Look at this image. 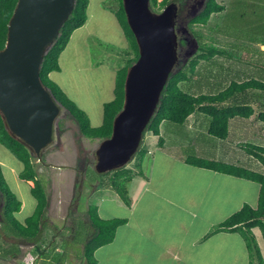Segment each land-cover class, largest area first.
<instances>
[{"label":"crops","instance_id":"1","mask_svg":"<svg viewBox=\"0 0 264 264\" xmlns=\"http://www.w3.org/2000/svg\"><path fill=\"white\" fill-rule=\"evenodd\" d=\"M97 7V11L103 10L109 16L113 15L111 17L117 22L110 8L100 4ZM89 9L90 0L85 23L71 34L73 43L69 50L71 53L68 54L70 57L64 60L63 50L59 56V70L49 73V78L75 104L79 102L71 94L78 98L80 94L96 97L100 95L106 79L105 73L101 70L102 59L98 61L97 66L92 65L90 59L85 60L82 54L80 62L73 59L77 56L78 47L87 51L86 56L88 54L87 37L92 35L89 34L86 24L91 19ZM95 16L99 20L107 19L103 15L99 17L97 12ZM120 33L122 39L118 46L125 43L121 29ZM84 46L86 49H82ZM260 46L264 47V44ZM260 46L253 54L259 59H251L254 65H258L251 69L254 73H243L242 76L232 80L217 74V68L226 70L225 64L228 65L230 61L216 58L219 53L214 51L211 59L206 60L204 73L208 83L214 88L209 94L216 95L233 81L241 83L253 78L264 82V48L260 49ZM200 75L196 70L189 79ZM114 80L113 78V83ZM88 82L91 85H87ZM222 104L247 105L253 109L249 117L235 116L228 121L227 136L224 139H219L208 132L210 117L201 113L189 115L186 121L178 126L163 121L159 127V135L152 134L156 139L154 148L150 152L144 145L145 154L140 161V172L136 169L142 179L138 190L132 195L126 193L125 202L118 198L116 193L114 198L109 196V201L114 204H111L106 215L100 218L104 220L120 218L124 222L116 227L113 239L109 243L94 250L93 264H249L247 244L239 231L208 233L214 225L222 222L244 205L256 209L261 185L247 177L196 166L187 161L191 158H200L220 164L236 165L253 172L264 171L260 161L261 155L257 151L253 153L250 147L248 150L251 152H247V145L264 148V121L258 118L259 112H264V94L260 90L237 92ZM84 112L91 126L101 125L102 120H98V114L94 109L91 112ZM92 119H94L93 123H91ZM179 126L182 128L186 126L184 129L189 131H186L188 135L181 139L172 138L171 135L176 137L178 134L182 135L181 132L179 133ZM251 127H255L257 131L252 135L248 133ZM142 140H145L144 137ZM159 140L162 143H159ZM201 142L205 144H200ZM173 147H177L176 151L181 152L175 153ZM185 151L192 155L184 156L182 152ZM0 165H2L1 161ZM25 183L30 188L33 185L32 181ZM57 190L59 191L58 188ZM70 196L67 191L65 195L61 193L58 202L66 204L67 201H71ZM22 207L23 204L20 210ZM112 207H115V210ZM27 217L23 221H18L22 223ZM44 222L45 217L43 224ZM87 222L91 228L88 220ZM256 229L260 228L254 227L252 231L264 264V250L256 237ZM262 238L264 242L263 235ZM38 260L34 258L28 261L38 264Z\"/></svg>","mask_w":264,"mask_h":264},{"label":"rangeland","instance_id":"2","mask_svg":"<svg viewBox=\"0 0 264 264\" xmlns=\"http://www.w3.org/2000/svg\"><path fill=\"white\" fill-rule=\"evenodd\" d=\"M226 1L227 2L222 4L224 10L220 13H213L206 25L194 24L191 28L188 25L189 20L196 16L201 10L196 15H191L188 13L190 7L187 4H190L192 0L178 2V27L180 36L186 37L191 41L196 37L195 40L198 42V45L207 44L209 47L216 49L215 51L219 53V56H215L216 58L220 60H229V64H225L226 70L222 71L220 68H217L216 72L232 80L242 76L243 73L250 72L253 74L254 72H252L253 70L251 69L258 67V65L253 64V60L259 58L255 57L253 54L257 52L256 50L259 46L264 43V0ZM99 4L107 8H111L112 6L116 8L117 5L115 0H90L89 11L91 19L86 24L88 25V31H90L89 34L92 35H88L87 37V43L89 44L88 54L86 56L87 51L81 50V48L78 47L77 56L73 59L80 62L82 54L84 56L83 58L85 60L90 59L94 66H97L99 63L98 61L102 59L101 70L102 73H105L106 79L104 80L100 95L96 97L92 95L86 97L84 94H80L79 98L72 94L71 96L79 102V104L76 102V105L80 109L86 112H91L94 109L95 113L98 114V120L101 121L103 118V104L114 98L113 78L115 79L116 71L123 66L125 53H128L130 49H128L126 38L124 41L125 43L118 46L122 39L120 29L122 32L123 30L118 21L116 22L111 17L113 15L109 16L103 10L97 11V5ZM96 12L99 17L103 15V17L107 19H97L95 16ZM116 23H118L119 26L115 25ZM184 28L185 32H183ZM193 32H197L198 34L194 36ZM72 38L73 37H70L69 43L63 51L64 55L62 58L64 60H68V57H70L68 54L71 53H69V50L73 43ZM183 46L184 49L187 48L186 45ZM263 48L264 47L260 46V49ZM82 49H86V47L84 46ZM198 54H200V51L195 49L186 59L180 56L174 70L183 65H187L192 59H196ZM205 65L206 60H199L195 72L198 70V73L201 74L200 77L194 79L190 78L188 81L179 84L183 91L192 95H197L200 93L209 94L210 91L214 89L213 86L208 83L209 81L204 74ZM97 72L98 70L96 74ZM87 85H91L90 82H88ZM93 122L94 119L91 120V123ZM198 126L200 127V125ZM184 128H186V126L183 128L179 126V133L181 132L182 135L178 134V137L171 135V137L179 139L185 138L188 134H186L187 129ZM253 132H257L255 127L248 129L249 134L251 133L252 135ZM144 139L138 151L124 166L125 169L122 167L110 171L109 173L112 174L116 172L121 176L116 184L119 188H123L125 196L126 193L131 195L135 193L142 184V179H140L138 175L139 171L137 172L135 164L140 160V151L143 149L144 145L152 152L156 140L149 131H145ZM100 141L101 139L90 140L85 138L80 133L76 120L65 108L60 107V113L53 126L52 142L43 149L40 161L37 157L33 160L37 172V179L45 191L46 198H49L44 228L40 238H45V243H49V247L52 245L59 246L52 252L56 254L63 251L65 254L63 255V264H88L83 253L85 241L93 232V228H90L87 222L89 218L88 209L94 206L98 217H104L106 212H108L107 209L110 208L109 206L114 204L109 201V196L114 198L113 196H115V193L118 195L114 187L110 186L104 188L105 185L103 184L110 175L99 174L94 169L95 150ZM205 142H201L200 144H205ZM248 147L250 146L247 145V152H251V150H248ZM176 149L177 147H173L175 153L181 152L176 151ZM252 152L256 153V151ZM182 153L184 156L187 154L192 155L187 151ZM0 161L2 162L1 172L6 187L13 192L16 198L23 204L22 209L14 213V216L17 220L23 221L25 217L30 216L34 212L36 206V200L31 193L30 187L25 183V180L19 177V174L24 169L23 164L2 144H0ZM125 170H130L132 174L131 180H125V177L128 175V172ZM78 182L81 184V187L77 184ZM70 187L71 190L73 188L72 191L69 190ZM99 188L107 190H100ZM66 191L68 194H71V201H67L66 204L58 202L61 193L65 195ZM112 209L115 210V207H112ZM119 211L118 209V213ZM1 212L0 202V264H22L28 257L31 258L30 261L34 258L35 260L39 259L40 254L33 252L34 242H26L5 234L2 229ZM255 234L264 250L261 230L256 229ZM12 244H16L19 247L18 254L5 256L4 251L8 247H10L8 248L9 250L14 249L12 248Z\"/></svg>","mask_w":264,"mask_h":264},{"label":"trees","instance_id":"3","mask_svg":"<svg viewBox=\"0 0 264 264\" xmlns=\"http://www.w3.org/2000/svg\"><path fill=\"white\" fill-rule=\"evenodd\" d=\"M115 1L117 3L116 8L112 6V9H110L113 11L120 27L123 30V34L128 42V49H130V51L125 53L124 64L116 71L113 88L114 98L103 104V118L101 125L96 127L91 126L87 114L71 99H69L63 90L49 78V73L51 71L59 70V56L65 49L71 34L75 29L81 27L85 23L87 19V6L89 0H75L72 13L62 25L60 33L53 45L45 53L39 72L42 84L49 89L54 99L61 105V107L65 108L76 120L80 133L85 138L90 140L104 139L110 136L113 118L121 110L123 105V86L127 69L138 58V46L135 37L127 24L122 1ZM171 1L176 0H149V7L152 11L159 12ZM16 2L17 0H0V49L4 47L6 42L8 21L14 11ZM225 2L227 1L206 0L201 11L189 20V27L191 28L194 24L206 25L213 13H220L224 10V6L222 4ZM193 34L196 36L198 33L193 32ZM215 50L216 49L209 47L207 44L198 45L197 51H200V54L197 55V58L192 59L187 65L176 68L170 74L169 79L161 92L157 110L151 118L145 131H149L153 135H159V127L163 121L181 125L186 121L189 115L193 113H202L210 117L208 132L219 139H224L227 136L228 121L232 117H249L253 113V109L247 105H227L222 104V102L233 96L235 93L245 92L246 90H260L264 94V82L262 81H258L253 78L241 83L233 81L228 87L216 95L203 93L192 95L181 89L179 84L186 82L189 77L193 76L199 60L205 61L211 59ZM258 118L264 121V112H259ZM159 143L162 142L159 140ZM0 144L10 150L23 164L24 169L19 174V177L25 181L33 182L30 190L36 200L34 212L28 216L24 222H19L14 216V213H17L20 210L22 203L16 198L15 194L6 187L0 165L2 229L5 234L10 237L21 239L26 242H34L33 252L40 254L38 264H63V255H65L63 251L56 254L52 252L59 246L52 245L51 247H47L49 243H45V238H40L44 228L43 218L46 214L48 199L46 198V194L41 183L37 179L35 163L33 162L35 156H33L23 144L10 136L8 131L5 129L1 115ZM250 147L253 149L252 151H257V153L261 155L260 161L264 168V148L253 145H250ZM144 154L145 150L142 149L140 151V160H138L139 162L135 164L139 172L140 161ZM187 161L188 163L196 166L207 167L210 169L220 170L225 173L247 177L257 181L261 185L258 206L256 209L250 207L249 205H244L240 210L231 214L222 222L214 225L208 234L219 231H239L245 238L247 244L249 251V264H263L261 251L252 229L254 227H259L264 237V171L253 172L247 168L236 165L220 164L200 158H191ZM123 168L125 169V167ZM125 171L128 172L125 180H131L132 174L130 170ZM109 173L110 171L102 173L110 175L103 184L105 185L104 188L110 186L114 187L119 198L125 202V194L123 193L124 190L122 187L119 188L116 184L121 176H119L116 172H113L112 174ZM88 213V221L93 228V232L85 241L83 253L87 263L93 264L94 250L101 245L109 243L113 239L116 227L123 223L124 220L120 218L109 220L101 219L98 217L94 206L93 208L88 209ZM12 246L14 249L9 250L8 248L10 247H8V250L6 249L4 251L5 256L18 254L19 247L16 244H12ZM30 259L31 258L29 257L27 258V260Z\"/></svg>","mask_w":264,"mask_h":264},{"label":"water","instance_id":"4","mask_svg":"<svg viewBox=\"0 0 264 264\" xmlns=\"http://www.w3.org/2000/svg\"><path fill=\"white\" fill-rule=\"evenodd\" d=\"M121 1L138 46V58L127 69L123 105L113 118L111 134L101 139L95 150L94 169L99 174L124 167L138 151L178 62L177 4L171 1L154 12L149 0ZM205 1L200 0L191 15H196ZM74 3L17 0L8 21L6 42L0 49L1 118L10 136L39 161L43 149L53 140V126L61 107L42 84L39 72ZM193 47L197 48L195 43Z\"/></svg>","mask_w":264,"mask_h":264},{"label":"flooded vegetation","instance_id":"5","mask_svg":"<svg viewBox=\"0 0 264 264\" xmlns=\"http://www.w3.org/2000/svg\"><path fill=\"white\" fill-rule=\"evenodd\" d=\"M181 1H183V0L173 1V2H176L177 3L178 10H179V3L178 2H181ZM199 2H200V0H192V2H190V4H187L190 7L189 10H188V13L189 14H191L190 12H191V10H193V8H197L198 7ZM176 28H177V41H178V47H177V50H178V60H179V57L180 56H183V59H186V57L189 56L188 52L195 50L194 47H193L194 46V43H195L196 46H198V42L195 40V38H193V41H191V40H188L186 37L180 36V34H179V27H178V14H177V17H176ZM183 32H185V28L183 29ZM183 45H186L187 48L184 49V46ZM181 52L183 53V55H182ZM77 184H79V182Z\"/></svg>","mask_w":264,"mask_h":264},{"label":"built area","instance_id":"6","mask_svg":"<svg viewBox=\"0 0 264 264\" xmlns=\"http://www.w3.org/2000/svg\"><path fill=\"white\" fill-rule=\"evenodd\" d=\"M22 264H33V263H31V262H25V263H22Z\"/></svg>","mask_w":264,"mask_h":264}]
</instances>
